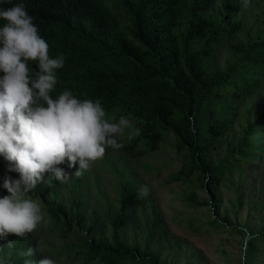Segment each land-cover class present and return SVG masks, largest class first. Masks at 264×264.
I'll return each instance as SVG.
<instances>
[{"label":"trees","instance_id":"1","mask_svg":"<svg viewBox=\"0 0 264 264\" xmlns=\"http://www.w3.org/2000/svg\"><path fill=\"white\" fill-rule=\"evenodd\" d=\"M248 1L221 0L217 6L218 0H0V8L23 4L49 43L50 56L65 57L54 98L69 89L80 99H100L110 119L124 115L135 122L140 135L117 152L141 157L172 134L183 162L168 183L215 189L229 170L264 156V0L260 25L248 29L245 42H232L244 27L229 20ZM223 49L233 58L219 66ZM30 66L38 70L35 62ZM60 167L69 171L66 164ZM79 182L60 200L65 207L52 200L44 209L51 223H41L39 234L61 246L43 250L39 234L31 233L0 248V259L24 264L26 257L18 253L33 247L40 251L31 259L46 256L56 264L156 263L149 247L171 233L150 194L140 197V186L123 182L113 209L85 200ZM61 185L52 180V193ZM194 196L190 191L193 205H206ZM145 209L150 211L143 217ZM132 223L142 227L144 247L125 240ZM251 236L242 264H253L250 249L264 244V225Z\"/></svg>","mask_w":264,"mask_h":264},{"label":"clouds","instance_id":"2","mask_svg":"<svg viewBox=\"0 0 264 264\" xmlns=\"http://www.w3.org/2000/svg\"><path fill=\"white\" fill-rule=\"evenodd\" d=\"M0 20L6 21L0 27V156L7 162L2 183L7 194L0 196V241L11 248L9 235L27 239L41 223H51L31 195L38 185L67 182L71 173L62 164L81 176L104 158L107 148L124 147L118 138L127 134L132 140L140 129L124 115L108 118L100 99H80L69 89L54 98L51 93L65 57L50 56L49 43L23 4L0 8ZM7 173H17L18 178ZM150 191L142 185L139 196L146 197ZM246 238L251 239V234ZM39 251L28 247L18 254L26 257L24 264H56L46 256L31 259ZM0 264L7 260L0 259Z\"/></svg>","mask_w":264,"mask_h":264},{"label":"rangeland","instance_id":"3","mask_svg":"<svg viewBox=\"0 0 264 264\" xmlns=\"http://www.w3.org/2000/svg\"><path fill=\"white\" fill-rule=\"evenodd\" d=\"M220 2L218 0L217 6ZM262 3L261 0H249L240 14L229 19L240 20L244 27L233 36L232 42H245L248 29L260 25L259 10ZM232 56L231 51L223 49L218 53L217 64L224 66ZM134 123L132 121L133 127L137 128ZM118 139L127 141V134ZM227 139L230 141L231 137ZM224 153L219 152L218 159ZM182 162L183 154L176 151L174 137L168 134L156 151L147 152L141 157L128 158L107 148L104 158L81 176L75 175V169H68L70 178L62 183L56 194L52 193L51 186L43 184L38 185L31 195L40 203L44 213L47 203L52 200H56L59 207H65V202L60 203V200H65L67 194H71V187L80 179L79 195L84 194V199L90 203L98 202L115 209L112 204L119 205L123 182L140 187L148 185L151 200L161 210L171 233L166 241L149 247V252L158 257L154 264H242L247 258L244 251L247 234L256 235L264 225V156L256 161L241 162L240 167L229 170L215 189L207 186L188 187L182 181L168 183V178L178 172ZM6 163L0 156V196L2 191H6L2 187ZM7 174L18 178L17 173ZM44 186L47 188L40 191ZM192 190L195 194L193 199L206 205L196 206L189 201ZM211 202L214 206L209 204ZM149 211L143 210L142 216L145 217ZM39 227L33 233L39 234ZM80 227L78 225L77 228ZM39 236L43 250L62 245L58 239L44 234ZM15 237L9 235L8 241L13 242ZM124 238L128 244L144 247L140 225L130 224L124 230ZM0 244H4L3 248L8 247L7 241H0ZM250 255L253 264H264L263 242L251 248Z\"/></svg>","mask_w":264,"mask_h":264}]
</instances>
